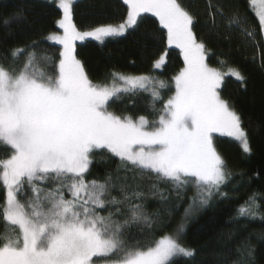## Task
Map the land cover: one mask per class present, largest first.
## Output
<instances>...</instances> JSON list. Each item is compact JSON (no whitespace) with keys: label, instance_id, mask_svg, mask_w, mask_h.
<instances>
[{"label":"snow or ice","instance_id":"6c2138e0","mask_svg":"<svg viewBox=\"0 0 264 264\" xmlns=\"http://www.w3.org/2000/svg\"><path fill=\"white\" fill-rule=\"evenodd\" d=\"M75 2L56 0L62 15L55 23L62 32L42 38L60 46L58 57L39 50L42 41L36 40L0 54V147L10 152L0 159V264H172L175 257L191 258L194 249L180 242L188 219L216 197L227 198L221 189L233 177L213 134L230 137L251 153L241 115L221 95L226 77L241 84L246 78L236 67L225 72L209 66L210 50L198 40L196 17L183 0H123L125 18L85 30L73 21ZM208 7L212 32L222 25L241 45L258 44L238 8L225 12L211 2ZM249 11L264 40V0H250ZM144 14L157 18L167 46L183 57L184 66L172 78L174 94L166 100L161 91L168 85L147 74L112 70L94 82L76 55L77 42L91 39L103 46L135 30ZM166 55L153 61V70L165 65ZM140 92L150 96L153 119L108 110L110 103ZM97 150L118 165L102 179L89 180ZM144 179L150 181L146 191L137 182ZM189 188L194 194L174 231L156 238L164 224L161 210H147L149 195L161 204L174 198L163 210L171 216ZM241 218L264 223L256 193L238 206L236 219ZM134 234L151 237L150 242ZM253 251L247 241L238 249L248 257Z\"/></svg>","mask_w":264,"mask_h":264},{"label":"trees","instance_id":"16d2710c","mask_svg":"<svg viewBox=\"0 0 264 264\" xmlns=\"http://www.w3.org/2000/svg\"><path fill=\"white\" fill-rule=\"evenodd\" d=\"M210 2L222 5L225 12L231 11L233 7L238 8L255 29L258 44L248 42L241 45L239 38L234 33H228L222 25L212 32L208 24ZM186 3L197 20L193 30L198 40H202L210 50L206 57L209 66L225 72L229 67H236L246 78V83L241 84L235 78L226 77L221 95L241 115L243 127L249 136L251 153H243L241 146L232 138L215 135L214 145L233 172L232 179L221 189L227 198L216 197L208 207L196 210L188 219L180 242L194 249L195 255L191 258L179 257L172 264H264V223L260 220L250 222L245 218L236 219L238 206L243 205L253 193L257 194V203L261 212H264V40L261 29L257 17L249 11L250 0H186ZM21 11L22 15L17 17L16 13ZM126 14L127 6L123 0H77L73 6V21L81 30L95 23L122 20ZM61 15L56 0H0V54L33 40L42 41L48 33L61 32L55 23ZM6 18L10 20L7 26L3 23ZM216 19L217 23L221 22L219 16ZM39 50L58 57L60 46L55 42L42 41ZM164 53H167L165 65L153 70V61ZM76 55L94 82L106 79L112 70L132 75L147 74L164 81L168 85L161 91L164 100L174 94L172 78L184 66L180 50L167 46L164 30L151 14H144L135 30L128 31L125 36L108 39L103 46L91 39L77 42ZM20 59L22 61L23 56ZM221 60L227 63L221 65ZM149 105L148 93L140 92L110 103L108 110L133 117L146 115L153 119ZM156 107H162V102ZM8 155L10 152L0 147V159ZM93 158L95 162L90 167L89 180L102 179L106 172L118 165V160L112 159L102 150H97ZM132 174L128 173L129 176ZM137 182L145 191L150 183L147 179ZM160 187L170 186L161 183ZM193 194L194 190L189 188L179 209L171 216L163 210L176 203L174 198L168 204H161L158 197L149 195L147 210H161L160 221L164 224L163 229L156 232V238L174 231L188 205V197ZM3 200L4 192L0 189V204ZM133 238L140 239L142 243H149L151 239L138 234H134ZM245 241L254 249L251 257L246 252H238Z\"/></svg>","mask_w":264,"mask_h":264},{"label":"rangeland","instance_id":"374dc122","mask_svg":"<svg viewBox=\"0 0 264 264\" xmlns=\"http://www.w3.org/2000/svg\"><path fill=\"white\" fill-rule=\"evenodd\" d=\"M257 2L259 3V0H257ZM183 4L188 8V10L192 13V11H191V9H190V6L189 5H187V3H186V0H183ZM193 14V13H192ZM194 15V14H193ZM62 32V31H61ZM211 67V66H210ZM227 72V71H226ZM215 135H220V134H218V133H214L213 134V143H214V138H215ZM182 243V242H181ZM183 244V243H182ZM184 245V244H183ZM185 246V245H184ZM177 258H179V257H175V258H173V260H175V259H177Z\"/></svg>","mask_w":264,"mask_h":264}]
</instances>
